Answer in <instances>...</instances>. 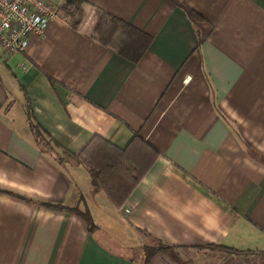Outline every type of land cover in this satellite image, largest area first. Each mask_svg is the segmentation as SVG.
<instances>
[{"label": "crops", "instance_id": "0c3cea01", "mask_svg": "<svg viewBox=\"0 0 264 264\" xmlns=\"http://www.w3.org/2000/svg\"><path fill=\"white\" fill-rule=\"evenodd\" d=\"M80 16L25 53L0 46V190L18 195L0 193V264H144L159 241L174 249L148 264H260L264 161L250 151L264 157V0H88ZM111 17L153 36L138 63L116 53L126 27L100 43ZM95 136L160 153L120 210L64 152Z\"/></svg>", "mask_w": 264, "mask_h": 264}, {"label": "trees", "instance_id": "16d2710c", "mask_svg": "<svg viewBox=\"0 0 264 264\" xmlns=\"http://www.w3.org/2000/svg\"><path fill=\"white\" fill-rule=\"evenodd\" d=\"M87 2L88 0H66L57 9L64 17L69 19L70 26L77 29L82 24L80 16L81 9ZM186 11L191 21L196 22L202 19V17L193 9L186 8ZM122 27H126L127 32L116 53L132 63H138L149 51L150 45L154 39L153 36L139 31L117 17H111V20L103 31L99 41L102 45L109 48L116 34ZM29 112L30 124L37 142L40 144L42 140L45 141V147L50 150L49 147H51V144L54 143V141L49 135H47V133H44L45 131L34 121L30 106ZM64 152L87 170L91 177L92 186L103 191L117 210H120L123 207L136 186L151 168L153 162H155L160 155L158 151L145 143L139 136H135L134 140L125 150H120L102 138L95 136L79 153L72 154L67 150ZM132 152H134V156L136 157L134 160H130L127 157V154ZM250 152L260 160L264 161V157L258 153L252 150ZM56 158L58 161L62 160L57 155ZM129 161H131L130 164H128ZM119 173L121 174L120 176H118ZM0 193L18 196L9 191L0 190ZM19 197L23 198L21 196ZM41 205L50 209L60 210L75 215L82 220L90 234L99 228L98 225L95 224L90 212L82 211L79 208H65L61 205L52 203H41ZM173 249L174 248L168 247L160 241L157 246L145 247L146 261L144 264H148L150 259L156 254ZM217 249H222L230 255L255 253L249 251H237L227 247H218Z\"/></svg>", "mask_w": 264, "mask_h": 264}, {"label": "built area", "instance_id": "2783aa9c", "mask_svg": "<svg viewBox=\"0 0 264 264\" xmlns=\"http://www.w3.org/2000/svg\"><path fill=\"white\" fill-rule=\"evenodd\" d=\"M70 25L51 0H0V46L25 53L33 36L45 37L51 23Z\"/></svg>", "mask_w": 264, "mask_h": 264}, {"label": "rangeland", "instance_id": "374dc122", "mask_svg": "<svg viewBox=\"0 0 264 264\" xmlns=\"http://www.w3.org/2000/svg\"><path fill=\"white\" fill-rule=\"evenodd\" d=\"M52 1V0H51ZM52 2H54V3H58V1L57 0H53ZM42 147H45V145H44V143L42 144ZM118 250V249H117ZM119 252L121 251V252H124V251H122V250H118ZM258 263H260V264H264V260H258Z\"/></svg>", "mask_w": 264, "mask_h": 264}]
</instances>
